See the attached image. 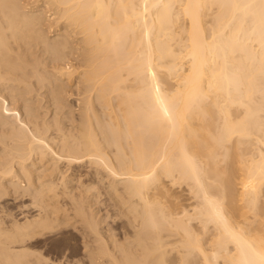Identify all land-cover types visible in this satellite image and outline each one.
Segmentation results:
<instances>
[{"label":"bare ground","instance_id":"1","mask_svg":"<svg viewBox=\"0 0 264 264\" xmlns=\"http://www.w3.org/2000/svg\"><path fill=\"white\" fill-rule=\"evenodd\" d=\"M40 2L66 27L45 24L50 20L41 4L24 9L21 0H0V143L10 153L0 161V192L23 190L57 211L64 208L61 194L69 197L63 215L85 226L94 264H264V0ZM72 32L82 40H73ZM74 42L86 52L80 51L86 57L81 123L77 133L58 125L52 132L53 123L30 122L20 109L30 116L26 95L47 85L45 54L61 64H52L55 74H79L68 60ZM58 81L53 87L61 89ZM11 111L14 123L5 120ZM53 159L76 170L90 164L107 171L115 203L133 226L126 230L131 242L119 243L111 229L101 232L106 219L78 173L58 179L57 189L63 167ZM37 214L11 224V234L0 229V264H44L24 244L53 228L49 215Z\"/></svg>","mask_w":264,"mask_h":264},{"label":"rangeland","instance_id":"2","mask_svg":"<svg viewBox=\"0 0 264 264\" xmlns=\"http://www.w3.org/2000/svg\"><path fill=\"white\" fill-rule=\"evenodd\" d=\"M23 1V3H22V5L24 4V5H27L28 4V6H30V4L31 3H34V2H36V4H41L40 5V9L42 8V10H44V8H45V10L44 11H46L45 13H44V16H45V14H46V19L47 20H50V21H47V23L45 22V24H49V25H51V23L52 24H54L55 23V28H56V24H60L61 22H58L57 21V23H56V21H53L54 19L53 18H51V17H54L53 16V11H50L51 9L50 8H46L43 4L44 3H41V2H43V1H41L40 2V0H35L34 2H33V0H28V1H30L29 3H25V0H21V2ZM27 0H26V2H28ZM35 3L33 4V5H36ZM23 5V7H24V9H28V8H31V7H33V6H30V7H28V6H24ZM32 5V4H31ZM48 9H49V11H50V14L49 13H47V11H48ZM44 11H42V12H44ZM48 11V12H49ZM52 14V15H51ZM47 15H48V17H47ZM51 18V19H50ZM53 19V20H52ZM54 22H52V21ZM60 21V20H59ZM62 21V24H58V28H59V26H60V29H63V28H65L66 27V25L63 23V20H61ZM49 22V23H48ZM51 22V23H50ZM64 24V25H63ZM46 25V26H47ZM45 28H47V27H45ZM76 31V30H75ZM72 36H73V40H75V41H77L80 37H83V35L81 34V36L80 37H78V35L76 36V35H74V32H72ZM52 35H53V33H52ZM51 38H53V36H50ZM77 39H76V38ZM80 40H82V39H79L78 41H80ZM77 41V42H78ZM77 42H74L75 43V45L77 44V46H75L74 45V43L72 44L73 45V47H77L78 49H79V52H78V49L77 48H74V50L73 51H69V56H68V60L70 61H72V64L74 63L75 65H77V66H75V65H73L75 68L76 67H78V69H76V71L78 70V72L77 73H79V74H76L74 77H71V78H69L67 75L65 76L64 75V77H68V78H65L64 79V77H63V75H60L58 72V74H55L56 72H53L52 70H54V68L52 69L51 67L52 66H60L61 64L60 63H57V65L55 64V63H51V61H50V55H48V56H46L47 54H45L44 56H43V60H45L46 62L45 63H48V64H51V65H49V66H47V65H45L46 66V69H48V72L46 73L47 75L46 76H48L49 75V79L47 80V85L45 86H43L42 88H41V90H39L38 92H35V94L33 93V94H31V96H30V94L29 95H26L28 98H30L29 99V104H28V106L30 107L29 109H31V112H30V116L27 114L28 112L26 111V109H28V108H24V110H23V108H21L20 109V113H21V116L23 117V118H27L28 119V121H30L31 122V120L33 119V120H35V121H39V119L42 117V123H46L47 125H50L51 126V124L53 123V125L52 126H54V127H51L52 128V132H53V130H54V132H55V130L56 129H58V127H60L61 129H62V131H64L63 130V127H64V129H65V131H67V132H74V133H77L78 132V126H80V123H81V121H79V120H81V118H80V116L82 117V115H80V114H82L81 113V109H80V98L82 97V95H80L81 93H83V91H84V84L82 83V80H81V72L84 70V68H85V64H83V62L85 63L86 61V57L83 59V57H84V55H86L85 53V48H83L84 46H83V44H81V43H77ZM83 46H81V45ZM78 45H79V47H78ZM80 46L82 47V48H80ZM34 50V49H33ZM75 50H76V53H77V56H74V54L76 55V53H75ZM80 51L84 54V55H82L81 56V53H80ZM36 52V50L33 52V53H35ZM70 52H74L73 53V55H70V54H72V53H70ZM28 54V56L30 55V53H27ZM34 55H36V53L34 54ZM81 57L80 59L79 58H77V57H79V56ZM46 56V57H45ZM70 56L72 57V58H70ZM34 57H36V56H34ZM75 59H74V58ZM78 61H80V62H78ZM68 60L66 61L65 60V62L63 61L62 62V64L63 63H65L66 64V62H68ZM84 60V61H83ZM48 61V62H47ZM82 61V62H81ZM79 63H82V64H80V65H82V66H80L79 65ZM52 64H54V65H52ZM79 66H80V68H79ZM49 67V68H48ZM81 67H83L82 69V71L80 72V69H81ZM75 68H74V70H75ZM50 70V71H49ZM52 73V74H51ZM79 75V76H78ZM54 76V77H53ZM58 77V79L60 80V81H58V84H61L63 87H60L61 89H59L58 87L56 88L55 86L53 87V82H54V80H55V78H57ZM53 77V78H52ZM62 79H61V78ZM72 78H74V79H72ZM77 78H78V80H77ZM52 79H53V81H52ZM67 79V80H66ZM69 79H71L72 80V82H70L69 81ZM74 80V81H73ZM51 81V82H50ZM66 81V82H65ZM76 81V82H75ZM81 81V82H80ZM49 82V83H48ZM65 85H63V84ZM65 83H68V84H65ZM70 83V84H69ZM77 83V84H76ZM81 83V84H80ZM52 86H51V85ZM79 84L81 85V86H79ZM67 85V86H66ZM70 87H72V89L71 88H69V86ZM79 87H78V86ZM47 86H48V88H47ZM50 86V87H49ZM46 87V88H45ZM65 87H66V90H64V91H62L63 89H65ZM51 88H55L56 89V91H57V93L56 94H59V95H57L56 96V94L53 96V95H51L52 93V89ZM63 88V89H62ZM67 88H69L70 89V91L67 89ZM82 89L81 91L80 90H78V89ZM45 91H44V90ZM47 89H49V90H51V91H49V90H47ZM68 90V91H67ZM71 90H73L74 92H72ZM78 90V91H77ZM40 91H43V92H41L40 93ZM65 91H67V94H66V92ZM77 91V92H76ZM62 92V93H61ZM64 92H65V94H64ZM72 92V93H71ZM80 92V94H78ZM39 93V94H38ZM51 93V94H50ZM68 94H69V96L70 95H72V96H70V97H72V98H70L69 96H68ZM78 94V95H77ZM34 95H36L37 97H35ZM43 95H44V98H43ZM47 95V96H46ZM67 95V97H68V99L65 97ZM42 96V97H41ZM51 96V97H50ZM62 96V97H61ZM39 97V98H38ZM49 97V98H48ZM54 97V98H53ZM58 97V98H57ZM59 97H61V98H59ZM64 97V98H63ZM78 97H80V98H78ZM34 99V101H32L33 99ZM38 98V99H37ZM45 99L44 101H43V99ZM66 98V99H65ZM77 98V99H76ZM52 99V100H51ZM62 101H61V100ZM31 100V101H30ZM36 100V101H35ZM40 100V101H39ZM42 100V101H41ZM64 100V101H63ZM70 100V101H69ZM79 102H78V101ZM37 101H39V102H37ZM45 101H46V103H45ZM48 101V102H47ZM58 101V102H57ZM67 101V102H66ZM34 102V103H33ZM44 102V103H43ZM51 102H53V103H51ZM62 102H63V104H62ZM66 102V103H65ZM30 103H31V105H30ZM59 103V104H58ZM36 104V105H35ZM42 104V105H41ZM47 104V105H46ZM48 104L50 105V107L48 106ZM65 104V105H64ZM66 104H68V105H66ZM74 104V105H73ZM79 104V105H78ZM23 105H25L24 103H20V104H18V106H23ZM44 105V106H43ZM57 105H58V107H57ZM44 108H43V107ZM45 106H47V110L45 109L46 107ZM53 106H55V107H53ZM61 106H63V107H61ZM13 108H14V106H12ZM39 109H38V108ZM49 107V108H48ZM55 109V110H53V109ZM56 108H57V111H56ZM62 110H61V109ZM66 108V109H65ZM53 111H52V110ZM68 109H70V110H68ZM23 110V111H22ZM33 110V111H32ZM36 110V112H34ZM46 110V111H45ZM60 110H61V112H60ZM66 112V115H65V112ZM73 112H72V111ZM99 110V111H98ZM43 111V112H42ZM44 111H45V114H43L44 113ZM55 111V112H54ZM69 111V112H68ZM97 111H98V114H100L101 116L103 115L102 113V108L98 105L97 106ZM27 112V113H26ZM32 112H34V113H32ZM38 112V113H37ZM79 112V113H78ZM14 113V114H13ZM15 111H11V113H9L8 114V116H7V118H5V120L6 121H8V122H11V123H14V120H15V118H16V116H15ZM49 113H50V115H49ZM53 113H55V114H53ZM58 115H57V114ZM62 113V114H61ZM69 113V114H68ZM71 113V114H70ZM73 113H75L74 115H73ZM78 113V114H77ZM11 114V115H10ZM25 114V115H24ZM35 114V115H34ZM37 114V115H36ZM41 114V115H40ZM48 114V115H47ZM26 115H27V117H26ZM31 115H33V116H31ZM64 115V116H63ZM47 116V117H46ZM49 116V117H48ZM52 116H53V118H52ZM57 116V117H56ZM58 116H59V118H58ZM63 118H62V117ZM77 116V117H76ZM9 117V118H8ZM29 117V118H28ZM35 117H36V119H35ZM37 117H38V120H37ZM44 117V118H43ZM55 117V118H54ZM61 117V118H60ZM69 117V118H68ZM72 117V118H71ZM13 118V119H12ZM51 118H52V120H51ZM9 119V120H8ZM10 119H12L13 120V122H12V120H10ZM30 119V120H29ZM46 119V120H45ZM60 119V120H59ZM65 119H67V120H65ZM74 119V120H73ZM32 120V121H33ZM44 120V121H43ZM47 121V122H46ZM54 121H56V123L54 122ZM15 122H16V120H15ZM51 122V123H50ZM58 122H59V124H58ZM70 122V123H69ZM73 122V123H72ZM76 122H79V123H76ZM39 123H41L40 121H39ZM61 123V124H60ZM56 124V125H55ZM64 124H66L65 126H64ZM79 124V125H78ZM57 125H58V127H57ZM71 126V127H70ZM73 126H74V131H72L73 130ZM57 127V128H56ZM67 127H68V129H67ZM69 129H70V131H69ZM50 131V132H51ZM50 132H49V134H50ZM64 133V132H63ZM1 148H3V145H1V143H0V161L2 162V160L3 161H5V160H7L6 158H8L9 159V157H8V155L10 154L9 153V151L8 150H6V148L4 147L3 149H4V151L1 149ZM7 152V154H6V152ZM3 152V153H2ZM5 154V155H4ZM3 157V158H2ZM6 157V158H5ZM52 161H54V159L52 160ZM51 161V163H50V165H53L52 167H56V165L55 164H57V163H59L58 165H59V167H63V168H61L62 169V172L61 173H59L58 174V176L55 178L56 180H57V182L56 181H54V183H56L57 185H59V186H57L58 188L57 189H59V191L61 192V189H62V184H61V182L63 181V179H70L71 178V175H80V176H82V181H85V183L86 184H88V186H90L89 188L91 189V191L90 192H92V193H89V195H88V198L90 199V200H92V198L94 199V200H92L93 202H91V203H93V205H95L94 206V208H96L97 207V209H99V207H100V209H99V211H101V213H100V217L102 218L103 216H104V218L106 219V221H104V223L102 222V224L101 225H99V226H102V225H104V226H102V228L101 227H99L100 229H101V232L103 233V231L105 230V229H111V233L112 234H114L116 237H118V238H116L117 240H118V242L120 243L121 242V244H123L124 242V244H127V242L129 243V242H131V239H130V237H128V236H131V234H128V233H132L131 231H134L133 230V226H131V225H129L130 223H129V218L127 217V216H125V215H122V214H124L123 212V210L122 209H120V207L118 206V204L117 203H115L116 202V200H115V198H114V195L112 194V192H111V187L110 186H108V185H110L111 184V182L113 181L112 180V178L107 174V171H105L104 172V170H103V172H101L102 170L101 169H98V168H95L94 166H91L90 164H88V165H90V166H88L87 164H84V165H82L81 167H78L77 168V170H76V168L74 169V167L73 166H69L68 167V165H65V163H62V162H56V160L54 161L55 162V164L53 163ZM66 168H65V167ZM89 168V170L91 171H89L88 169H86L87 167ZM68 167V168H67ZM84 168V170H83V168ZM94 168V169H93ZM66 169V170H65ZM74 169V170H73ZM70 170V171H69ZM79 170V171H78ZM96 170V171H95ZM101 170V171H100ZM64 171V172H63ZM76 171V172H75ZM69 174H68V173ZM84 172V173H83ZM86 172H88V173H86ZM92 172H93V174H92ZM96 172V173H95ZM65 173H67V175L65 176ZM78 173V174H77ZM99 175H98V174ZM105 173V175H102V174H104ZM62 174V175H61ZM83 174V175H82ZM86 174V175H85ZM78 175V176H79ZM61 176V177H60ZM72 176V177H73ZM85 176H86V178H85ZM87 176H88V178H87ZM107 176V177H106ZM50 177V176H49ZM54 175H53V179H54ZM67 177V178H66ZM104 178V179H103ZM107 180H106V179ZM53 179H51V177L50 178H48V176L47 177H45L44 178V181H48V183H49V181H50V183L52 182V180ZM61 180V182L59 181V180ZM102 179V180H101ZM111 180V181H110ZM90 183H89V182ZM107 181V182H106ZM108 181H110V182H108ZM6 182H8V183H10L9 182V180L8 181H6ZM105 182V183H104ZM59 183V184H58ZM95 183V184H94ZM73 184H76L77 186H78V184L77 183H71L70 184V186H73V187H75L76 185H73ZM90 184V185H89ZM92 184H93V186H92ZM106 184V185H105ZM61 185V186H60ZM76 186V187H77ZM121 186V187H120ZM73 187H71L70 189H72ZM106 187V188H105ZM108 188V189H107ZM110 188V189H109ZM119 188L120 189H122V185H120L119 184ZM8 189H10V190H8ZM13 189V188H12ZM12 189L9 187V188H7L6 190H3V189H1V190H3V191H1L0 193H4L5 194V192H7L6 193V195H4L3 193H2V195L0 194V206H1V208H0V229L2 228V229H6L7 231H8V233L10 232V234L11 233H13L12 231H14V229L13 230H11V228H14L13 226L14 225H16V224H21V225H24L25 224V222L27 221V222H29V221H31V220H33L35 217H36V215L38 216V214H37V212L39 211V215H49L50 217H51V219L52 218H55V219H53V221L50 219L49 220V222L51 221L52 223H53V226H52V223L50 222V224H51V226L54 228H47V229H44L43 231H41V232H45L44 234H40V233H36L37 235H35V236H29V237H27V239H26V241L28 242V244H27V242L25 241V243L24 244H26L25 245V247H29V248H26L27 250L28 249H30L29 251H27V252H29V253H31V258L35 261L36 259H42L41 261L44 263V264H59L60 262V264H94L93 262H92V259H91V250L92 249H94V248H91V247H87V249H85L86 248V244L87 243H89L88 241H87V238H85L87 235L85 234V232H86V229H85V226H83V224H81L80 222H76V218H70V220L72 219L73 220V222H72V220L71 221H69V220H67L66 219V217H65V215H66V213H64L65 212V204H66V202H71V200H70V198L69 197H67L66 195V198H63V197H65L64 196V194H61V199H60V203L58 204V205H60V207L62 206V204H64L63 206H64V208L62 207V208H60V209H63V210H58L57 211V206L56 205H54V206H51V205H49L48 203H47V201H45L44 199L42 200L40 197H37L38 198V201H37V198H34V196H30L29 195V193H23V190H21V192L20 191H18V192H15L14 194H13V192L14 191H12ZM58 191V190H57ZM58 191V192H59ZM176 191H180V189H177ZM78 192V190H73V194L75 193H77ZM17 193H19V194H17ZM22 195H21V194ZM110 193V194H109ZM185 194H189L188 192H184ZM25 194V195H24ZM78 194V193H77ZM14 195V196H13ZM63 195V196H62ZM112 195V196H111ZM190 195V194H189ZM21 196V197H20ZM27 196V197H26ZM30 196V197H29ZM8 197V198H7ZM32 197V198H31ZM91 197V198H90ZM7 198V199H6ZM17 198V199H16ZM113 198V199H112ZM14 199V200H13ZM62 199L63 200H65V201H62ZM69 199V200H68ZM96 199V200H95ZM20 200V201H19ZM33 202H32V201ZM36 200V201H35ZM41 202L40 204L38 203V202ZM95 201H98L99 203H97L96 204V202ZM24 202V203H23ZM46 202V203H45ZM42 203L45 205V207L46 208H44V205H42ZM18 204V205H17ZM37 204L39 205V206H37ZM3 205V206H2ZM29 207H28V206ZM41 205V206H40ZM48 205V206H47ZM22 206V207H21ZM99 206V207H98ZM4 207V208H3ZM28 207V208H27ZM33 207V208H32ZM39 207V208H38ZM43 207V208H42ZM51 209L52 207V209H55V210H51V212L52 213H56V215L55 214H49V213H51L50 211H49V208ZM120 210H119V209ZM4 209V210H3ZM38 209V210H37ZM46 209V210H45ZM14 210V211H13ZM27 210V211H26ZM41 210V211H40ZM4 211V212H3ZM12 211V212H11ZM43 211H45V213L43 212ZM49 211V212H48ZM64 211V212H63ZM13 212H15V214L13 213ZM58 212H60V213H58ZM62 212V213H61ZM73 213V211H70V213L69 214H72ZM121 212V213H120ZM10 213V214H9ZM19 213V214H18ZM23 213V214H22ZM26 213V214H25ZM3 214H5V215H3ZM9 214V215H8ZM59 214H60V216H59ZM63 214H65V215H63ZM121 216H120V215ZM52 215V216H51ZM103 215V216H102ZM15 216V217H14ZM34 218H33V217ZM59 216V217H58ZM74 215H72V217H73ZM6 217V218H5ZM9 217H10V219H9ZM20 217V218H19ZM25 217H26V220H25ZM27 217H28V219H27ZM30 217H32V218H30ZM14 218V219H13ZM63 218H65L64 220H63ZM17 219V221H15ZM61 219H62V221L63 222H65L66 223V221H67V224H63V222L61 221ZM56 220V221H55ZM75 220V221H74ZM102 220H104L103 218H102ZM7 221V222H6ZM19 221V222H18ZM59 221V222H58ZM62 223H61V222ZM2 222V223H1ZM15 224H14V223ZM17 222V223H16ZM24 222V224H22ZM56 222V223H55ZM72 222V223H71ZM127 222V224H125ZM6 223V224H5ZM55 223V224H54ZM63 224L64 226H66V227H64L63 225H62V227H61V225L59 226L58 224ZM78 223V224H77ZM11 224H13V225H11ZM56 224L58 225L57 226V228H56ZM73 224H76V227H75V225L73 226ZM81 224V225H80ZM122 224V225H121ZM7 225V226H6ZM10 225H11V228H10ZM80 225V226H79ZM83 226V227H82ZM108 226H109V228H108ZM128 226V227H127ZM6 227V228H5ZM10 229H9V228ZM73 227V228H72ZM75 227V228H74ZM82 227V228H81ZM110 227H112V228H110ZM125 227V228H124ZM61 228V229H60ZM68 228V229H67ZM98 228V229H99ZM104 228V229H103ZM129 228H131V230L129 229ZM9 229V230H8ZM48 229H49V231H48ZM99 229V230H100ZM117 229H119V230H117ZM121 229V230H120ZM125 229V231L127 230V231H130V232H128L127 233V231L125 232V231H123ZM46 230H47V232H46ZM52 230H53V232H52ZM57 230V231H56ZM77 231V232H76ZM106 231V230H105ZM117 231V232H116ZM50 232V233H49ZM83 234V239L81 238L82 237V234ZM105 233V232H104ZM118 233V234H117ZM126 233V234H125ZM48 234V235H47ZM59 234V235H58ZM128 234V235H127ZM43 235V236H42ZM73 235V236H72ZM86 235V236H85ZM46 236V237H45ZM85 236V237H84ZM126 236V237H125ZM3 238V237H2ZM67 238V239H66ZM127 238H128V240H127ZM30 239V240H29ZM35 239V240H34ZM73 240V241H72ZM84 240V241H83ZM30 241V242H29ZM50 241V242H49ZM87 241V242H86ZM37 242V243H36ZM43 242V243H42ZM29 243H31L30 244V246H29ZM28 245V246H27ZM16 246H19V244L18 245H16ZM34 250V251H32L31 252V248ZM36 249H35V248ZM85 249V250H84ZM18 250V249H17ZM44 250V251H43ZM88 250V251H87ZM40 251V252H39ZM91 251V252H90ZM34 252V254H32ZM39 252V253H38ZM87 252V253H86ZM89 254V255H88ZM37 255H40V256H37ZM87 255V256H86ZM35 256V257H34ZM37 257V258H36ZM42 257V258H41ZM84 259V260H83ZM49 260V261H48ZM62 260V261H61ZM37 261V260H36ZM47 261V262H46ZM51 261V262H50ZM55 261V262H54ZM78 261V262H77ZM91 261V262H90ZM46 262V263H45ZM81 262V263H80ZM85 262V263H84Z\"/></svg>","mask_w":264,"mask_h":264}]
</instances>
